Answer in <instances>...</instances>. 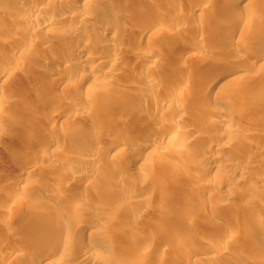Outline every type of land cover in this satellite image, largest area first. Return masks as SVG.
Listing matches in <instances>:
<instances>
[{
  "label": "rangeland",
  "instance_id": "rangeland-1",
  "mask_svg": "<svg viewBox=\"0 0 264 264\" xmlns=\"http://www.w3.org/2000/svg\"><path fill=\"white\" fill-rule=\"evenodd\" d=\"M59 1L65 2L48 0L55 5L59 4ZM66 1V4L69 3V7L74 6L78 13L87 14L95 9L101 16L105 13L102 17L117 21L120 26L127 28H139L141 24H149L153 19L158 22L150 26L149 32L147 31L143 38L137 32L124 35L117 33L113 37L102 38L101 43L112 44L121 52L115 55L116 63L112 69L109 68L110 71L108 67L92 71L81 64L89 53L99 54L95 49L87 47L83 54L76 53L70 62L61 58L65 46L74 47L73 40L70 41L68 37L71 32L84 37L88 31H102L105 27L102 18L91 19L81 25L73 20L56 21L52 11H42V18L34 23H40L45 18L51 19L53 28L46 29L40 25V30L29 37L32 43L25 53L22 52L24 56L19 57L12 53L16 41L25 37L28 28H33L35 24L28 20L16 19L12 14L20 11V8H25V4L17 5L12 0L0 2V62L8 60L17 64V67L11 70L12 73H7L6 69L0 67V72L7 73L6 78L0 82V237L2 236L3 241L0 242V264H45L38 262V258L42 255L48 257L49 254L56 256L64 237L75 243L74 248L79 242H94V239L98 238L97 235L93 236L74 225L66 226L65 218L53 215V211L58 210L60 205H68L79 196L110 209L109 212H105L107 208L99 210V214L96 212L97 221H100L99 225L104 226L103 230L106 232L111 229L109 223L114 221V216L118 226L121 223L119 231L125 234H128L130 224L132 226V223L137 222L133 229L139 231L138 237L134 239L135 245L132 244L130 249L134 247L133 250L137 251L144 242L143 237L155 234L172 237L177 250L182 253L199 245H217L223 250L226 259L218 261L219 264H239L242 261L244 264H250L259 259L264 261V253H260L264 247V0H229L233 1L232 5H224L222 0H202V4H195L193 0H90L87 4L82 1ZM201 5L205 6L201 8ZM141 9L144 12H141ZM236 12L244 21L245 28L229 36L228 23L233 21ZM179 23L182 26L176 30ZM3 38L9 40L3 43ZM183 44H190L194 48L191 52H185ZM150 51L154 52L153 58L158 59L159 65L152 67L140 57ZM52 57L53 68L47 67L46 71L40 67L44 59ZM99 57H105L103 52ZM206 62L227 63L233 70H211L210 73L216 74L214 76H217V81L209 92L199 94L194 91L192 100L183 104L177 103L172 88L179 74L191 75L192 82L195 79L192 89L198 88L202 78L199 77L198 70L204 65L202 63ZM74 67L80 75L78 72L76 77L69 78L71 83H65V88L64 84L57 86L60 78L68 77L66 71L69 68L73 71ZM196 71L198 72L195 73ZM94 74L100 77L97 78L96 82L100 80L97 83L87 80L88 76ZM148 83L154 85L149 91ZM91 92L98 93L97 98L99 97L90 103L92 113L71 107L75 102L87 100ZM109 93L124 96L121 95L122 98L118 102L102 108L100 102L104 100L105 94ZM225 97L226 101L222 100L224 105L220 98ZM33 106H37L40 111L38 110L37 116L34 120L31 119V123L25 128L16 120L27 116ZM231 106L238 112L232 122L236 133L233 138L222 137L213 142L220 127L213 130L202 129L205 126V116L213 111L223 113ZM178 110L182 111V117L174 121L171 115ZM46 116H52L55 123L44 125ZM75 126L79 129L76 132ZM78 131L82 132L81 135ZM151 131L157 135L171 133L173 136L170 141L158 143L155 147V152L160 156L157 163L149 165L143 161L142 165H134L131 161L135 151L146 142L138 136ZM190 131L194 135L190 136ZM99 136L103 137V141L99 142V155L95 164H99L100 168L94 169L93 163L86 164L85 178H94L91 188L82 190V184L76 192L70 186L57 189L53 183H43L44 172L40 171L41 166L44 170L51 168L49 170L55 171L63 160L68 161V167L72 166L74 161L78 162L76 164H85V158L89 157L87 150ZM134 136L141 141H137ZM128 139L135 143L132 145L133 148L135 146L134 149L122 147L123 149L114 152L115 155L110 156L111 158L105 156L106 151L111 150L112 144L124 146L129 143ZM50 143L59 144L60 149L54 152L51 160L44 161L39 153L46 150ZM209 143L221 145L225 150L211 162L220 166L227 162L236 163L235 171L230 169V172L225 170L217 174L207 172L205 167L195 166L193 158ZM245 152L251 156L244 161L237 160L238 155ZM19 163L39 167L40 176L36 174L37 179L36 175L35 178L25 174L18 175L20 178L25 176L28 186H32L22 187L25 189L20 190V195L18 193L14 198L6 200V194L13 184L9 177L16 175L18 178L13 170ZM160 169L164 171L160 182H148L154 171ZM10 173L12 175H9ZM198 175L216 181L213 189L210 188L211 191L204 190L203 180L198 179ZM147 177L150 179L147 180ZM243 181L252 185L244 188ZM45 185L58 190L61 199L60 204L48 199V204L53 207L52 212L48 213L49 217L46 216L47 220L52 221L48 227H44L46 224L35 225L29 215L31 208L43 195L42 188L47 189ZM103 188H109L111 192H106ZM227 191L235 196H227L230 193ZM144 196L151 199L149 204L146 203L147 206L142 205ZM131 199L136 201L129 204ZM118 208L126 212V215H122L125 218L121 216L116 219L115 210ZM90 211L95 213V210ZM131 217L137 221L130 220ZM121 219L125 220L122 222ZM229 225L233 226V234L220 235L221 230L224 227L227 229ZM243 227L247 229L244 231ZM29 232L34 234L33 240L25 238V234ZM101 240L103 241V238ZM101 240L98 238V241ZM257 242L262 246L255 247ZM73 247L69 248L66 254L75 250ZM218 247L215 249L219 251ZM160 248H163V245H160ZM71 255L56 264H74ZM199 255L203 254H198L197 257ZM130 259H124L119 264H138L137 257H132L134 262H130ZM101 263L104 264L105 261ZM193 263L196 264H191Z\"/></svg>",
  "mask_w": 264,
  "mask_h": 264
},
{
  "label": "bare ground",
  "instance_id": "bare-ground-1",
  "mask_svg": "<svg viewBox=\"0 0 264 264\" xmlns=\"http://www.w3.org/2000/svg\"><path fill=\"white\" fill-rule=\"evenodd\" d=\"M2 1L3 0H0V2H2ZM12 1H14V3H16L17 5H20V4H25L26 5L25 8L24 7L22 8V10L20 8V11L16 12V14H15V12L12 13L13 15H15V18L16 19L17 18L24 19L26 21L28 20V22H32L33 25L35 24V26L33 28L32 27H30L31 29L28 28V30H27L28 32H27V35H25V37H20V39H18V41H16V45L13 48L12 53H13V55L15 54V55H18V56L19 55L24 56L22 52L26 51L28 49V47L30 46V44L32 43L31 42L32 40H30L29 37L32 36L33 34H35L38 30H40V25L44 26L45 28L47 27L48 29L53 28V26H52L53 22H51V19L47 20L45 18L42 21H40V23H34V22H37V20L39 22V19L42 18L40 16V13H42V11H45V10L52 11L54 13V19L56 21L58 20V21H63L64 22V20H65V21L70 22L71 20H73V21H76V22H80L79 24H81V25H82L83 22L85 23L88 20L97 19V18L101 19L102 18L103 24L105 26L104 28H102V31H96V32L92 31L93 33H89V31H88L87 32L88 34H86L84 37L76 36V35H74L75 32H73V33L71 32L70 35H68V37H69L70 41L73 40L74 47L65 46V49L63 51V56L61 58V60H65L66 62H68V61L70 62V59H72L75 56L76 53H79V55L83 54V52H84L83 50H85L87 47H88V49L97 50V52L99 54H102V52H103V56H105V57L104 58L102 57V59H101V57H99V54L98 55L97 54H95V55L92 54L91 55V53H89V55L86 54L87 56L83 58V62L81 64V66L89 68L92 71L93 70H99V69L103 70L106 67H108V70L110 71L109 68L112 69L113 65L115 66L114 63H116L115 55H117L118 52H121V51H119L118 47H115L112 44L109 45V43H105V42L101 43V39L102 38H104V37H113V36H115L114 34H117V33H119L120 35H124V34H127V33L129 34V33H132V32L139 33V35L143 38V36L146 35V32L150 29V26H152L153 23L155 24L156 22H158V21H155L153 19V20L150 21L149 24H145V25L141 24V26L139 28L135 29L134 28L135 26L134 27L131 26V28H129V27L127 28V27H124L122 25L120 26V24H118L117 21L114 22V20H111V19L106 18V17H102L105 13L101 16L99 14V12H97L98 10L94 11L95 9L92 10V12H89V13L87 12V14L86 13L85 14L78 13V11L74 9L75 7L72 6L73 4L71 5L72 7H69L70 6L69 3L66 4V2H67L66 0H65V2L63 1L64 3H60L62 1H59V4H56V5H55V3L51 4L50 3L51 1L48 2V0H47V2H45V1L43 2V0H12ZM74 1H77V2L78 1H82L83 3L84 2L85 3L86 2H88V3L90 2V0H74ZM97 1L99 2V0H97ZM193 1H195L194 2L195 4L196 3L202 4L201 3L202 0H193ZM222 2H223L224 5H226V4H229V5L231 4L232 5L233 4V1H229V0H222ZM196 6H199V5H196ZM203 7L201 5V8H203ZM1 10H0V12H1ZM141 12H144V10L141 9ZM141 12H140V14H141ZM237 14H238V12L234 13L233 21H230V23H228V27H227L228 30L227 31H228V35L229 36H233V35H235L236 32H238V31L240 32L243 28H245L244 21L239 16H237ZM59 23H60V25H64V23H61V22H59ZM181 26L182 25L180 23L177 24L176 25V28H177L176 30H178V28H180ZM262 29L264 30V25H263ZM201 31H202V29H201ZM8 40H9L8 38H3V43H6V41H8ZM183 48H184L183 51L191 52V50L194 47L192 45H190V44H185ZM153 53H152V51H150V52H147V53H145L143 55H140L142 60L145 61V63H147V64L149 63V65L152 66V67L155 66V65H159L158 64L159 63L158 59L157 58L156 59L153 58L154 57ZM202 64H204V65L202 66L201 69L198 70L199 72L198 71L195 72V73L198 72V74L200 75V76L199 75L198 76L202 77L201 80H200V86L198 88L195 87L194 89H192V85H193L192 83L194 82V84H195V79H193L194 81L192 82L191 79L193 77L191 75H185L183 73L179 74V76L177 78V81L175 82V84H174V86L172 88V91L174 92V94L177 97V100H176L177 103L183 104V103L187 102L188 100H192L194 98L193 97V92L194 91L198 92L199 94H206L207 92H209L212 89L214 83H216V81H217V78H216L217 76H214V74H215L214 72H213V74L210 73L211 70L215 71V72L216 71L229 72V71L233 70L230 65H228L227 63H223V62H221V63L220 62H213L211 64H208L206 62V64L205 63H202ZM230 64H232V63H230ZM16 65L17 64H15V63L13 64L12 62H10L8 60L0 62V67L4 68L3 70L6 69L7 73H8V71L14 70V67ZM53 66H54V59L52 57V58L44 59V62L42 64V66H40V67L41 68L43 67V69L45 68V70H46L47 67L53 68ZM66 67H68V64H66ZM236 68H237V66H235L234 70H236ZM69 70H71V69L69 68ZM108 70H107V73H108ZM41 71H43V70H41ZM62 71H65V70H62ZM68 71H66L67 72L66 76H68V77L60 78L59 82L57 83V86L59 84H61V86H62V84H64L63 85V87H64L65 83H71V80L69 78H71V77L74 78V76L76 77L78 75V72H79L77 70V68H75V67L73 68V71L71 70L72 72L71 71L68 72ZM105 71H103V72L106 73ZM3 72H0V82H2L6 78V74L7 73L6 72L3 73ZM11 73H12V71H11ZM63 73H65V72H63ZM79 75H80V72H79ZM96 76H98V75H96ZM96 76H95V74L91 75V76H88L87 80L88 81L93 80V83H94V82H96L97 78H100V77H96ZM189 76H191V77H189ZM239 76H243V75H239ZM99 81L100 80H98L97 82H99ZM90 82H92V81H90ZM98 84H100V83H98ZM147 86H148L147 87L148 88L147 91H149V89L151 90V89L154 88L153 87L154 85L152 83L151 84L148 83ZM256 87H257V85H256ZM145 88L146 87H144L143 89L146 90ZM97 94L91 92L89 94V98L87 100L79 101L80 103H76V102L73 103L72 102L73 104H72L71 107H77V108H80L81 111L82 110L84 112L89 111L90 113H92L91 109H93V108L90 106V103H93V101H96V99L99 98V97L97 98ZM114 94H116V93H114ZM122 94H120V95L118 94L119 96L111 95L110 93L108 95L105 94L106 96H105L104 100H102V102H100V106H102V108H103V107H106L109 104H112L113 102H118L119 100H121L120 98H122V96H124ZM0 97H1V94H0ZM220 99H221V103L224 104L225 102L224 101L222 102V100L226 101L227 98L225 97V98H220ZM249 101H251V100H249ZM21 103L23 104V102H21ZM165 103L167 104V102H165ZM90 107H91V109H90ZM232 107L233 106H231L230 108H227V111H224L223 113L214 112L213 111V112H208V114L205 116V126L202 129H207V130L212 129L213 130L215 128H219L220 127L218 129V131H217V136H214L215 138H213V142H217L218 139H220L222 137H227V138L232 137L236 133L235 132V128L232 126V122H233V117L235 115H237L236 113H238V112L235 111V108L233 109ZM38 110L39 109L37 108V106H33V107H31L29 109L27 116H24V117L21 116L16 121L18 123H20L21 126L26 128V126L31 123L30 122L31 119L34 120V118L37 116L38 112L40 111V110L39 111ZM86 113H88V112H86ZM87 116H88V114H87ZM181 117H182V111H179V110L175 111L171 115V118L174 121L179 120ZM87 118H89V117H87ZM140 119H142V118L140 117ZM145 120H146V118H145ZM43 123H44V125H47V124L53 125L55 123V119L52 116L51 117L50 116H48V117L46 116L45 119L43 120ZM77 128L78 127L75 126V128H74L75 132L77 130H79ZM1 131L2 130L0 129V132ZM81 131H78L79 134H80ZM194 131H196V130H194ZM190 133H191V131L189 132V134ZM189 134H187V135H189ZM192 135H194V133H191L190 136H192ZM137 136L136 137L134 136L135 138L138 139L137 141L140 140L138 137H142V139L145 140L146 142H144V143L143 142H138V143H143V144H141V147H138L139 149L137 151H135V153L133 152L134 155H133L131 163H134V165H136V163L138 165H142L141 163H143V161H145V163L151 165V164L157 163L159 161V157H160L157 154L158 152L157 153L155 152V147L158 145V143L170 141L172 139L173 135L171 133H167V134H164V135H157L156 133H153V131H151L149 133L148 132L142 133V135H140L138 137ZM134 137H133V139H134L133 141H135ZM96 139L97 140L94 141L91 144L90 148L87 150V154H88L89 157L85 158V164H76L77 161L76 162L75 161L74 162L71 161V162H73V164H72V166L68 167L67 164H66L68 161L67 160H63L62 163L59 164L58 168L55 171L54 170H49L51 168L44 170V167L41 166L42 170H40V171L44 172V175H43V172H42V175L44 176V178H43L44 182L43 183L44 184H45V182H46V184L53 183V185L57 186V189H63V186L64 187L70 186V187H72L74 189V191L79 190L80 189L79 187H81L82 184H83L82 190H87V188H91L94 185V178L87 180L85 178V171L87 170L86 169V167H87L86 164L87 163H93V168L94 169L100 168V166H98L99 164H95L96 163L95 159L99 155L98 153H99L100 147L98 145H100L99 144L100 141L101 142L103 141V137L99 136ZM128 141H129V143H126L124 146L122 144L120 147H118L117 144H112L111 147H110L111 150H107L106 153H105L106 154L105 156H109V157L113 156L114 152L117 153L118 150L123 149L122 147H125V148L127 147L129 149L130 147H132L133 144L135 145V143L134 142L132 143L131 140L128 139ZM220 146L218 144L209 143V145H206L202 149V152H200L198 155L195 154L196 156L193 158L192 162L194 164H196L195 165L196 167H198V166L205 167V169H207V172H211V171H212V173L213 172L214 173L225 172V170L229 171L230 169H232V170L234 169V171H235V169L237 168V164L236 163L227 162V163H224L223 166H220V165H216L213 162H211V160L214 161V159L217 157V155L219 153H221V151L225 152V150H223V146H221V147ZM76 147H78V146H76ZM136 147H137V145H136ZM134 148H135V146H134ZM59 149H60V145L59 144L50 143V144H48V147H47L46 150H43V151H41L39 153V156L44 161H48L49 159L51 160L52 159L51 157L53 156L54 152H57ZM235 156L237 157V155H235ZM250 156L246 152L245 153H240V155H238L237 160H240V161L243 160L244 161L247 157H250ZM78 158H80V157H78ZM46 163H47V166H48V162H46ZM63 163H65L66 166H64ZM242 169H243V167H242ZM40 171H39V167H37L35 165H30V164H27V163H19L13 170V172H15V174H17V176L25 174V175L29 176L30 178L31 177H33V178L36 177L37 178V175H39L38 172H40ZM156 171L157 170L154 171L155 173H153V175L151 176V179L149 178L150 180L148 179V177L146 178L147 180H149L148 182H150V183L151 182L152 183L160 182L161 178L164 175V171L161 170V169H160V171H157V172ZM212 173H211V175H212ZM217 174H219V173H217ZM9 175H12V174L10 173ZM15 176L16 175L9 177V179H11V181L13 180L12 181L13 184L11 185V187L9 189V192L6 194V200H9V199L14 198L15 196H17L21 189H22V191H23V189H25V188H22V187H24V186L27 187L28 184H29L28 181L26 179H24L25 176L22 177V178H20L19 176L17 178ZM12 177H14V178H12ZM196 177L198 179H200V180H203V184L202 185H203L204 190L207 189V190L211 191L210 188H212L215 185V183H216V181H214V180L211 181L209 178H201L202 176L200 177L199 175L196 176ZM41 178H42V176H41ZM143 181H145V180H143ZM31 184H32V181H31ZM221 184H223V183H221ZM251 185H252L251 183L243 181V185L242 186L244 188H247V187H250ZM30 186H32V185H29L28 187H30ZM49 186L50 185H48V187H47L45 185V188L47 187V189H43L42 188V190H44L42 192L43 195L40 196L39 201L34 205L33 208H31V210L29 212L30 219L33 220L35 225H37V224H39V225L46 224V225H44V227H48L49 224L52 223V221L50 219H48L49 221L46 219L47 217H49L48 213L53 208L52 205L48 204L49 203L48 199L53 200L56 204L57 203L60 204V200L61 199H60V196H59V191L56 190L53 187L49 188ZM30 189H32V188H30ZM103 190L106 191V192L107 191L111 192V190L109 188H107V189L103 188ZM172 190L174 191V187H172ZM228 192H230V191H227V193ZM20 193H19V195H20ZM231 193L232 192L227 194V196L228 195L235 196V194H231ZM211 195H212V192H211ZM127 197L132 198L129 195ZM144 197L145 198H142L143 199V203H144L142 205L147 206L146 203L149 204L151 199H150V197L149 198H146V196H144ZM133 201H136V200L134 199ZM133 201L131 199L129 201V204H132ZM130 202H132V203H130ZM127 203H128V201H127ZM138 203H139V201H138ZM136 206H138V205H136ZM140 206L141 205H139V207ZM142 207H144V206H142ZM105 208H107L105 210V212H109L110 209L107 206L102 207L101 205H97L96 203H94V201L92 203L91 200L86 199L83 196H79V197L75 198V200L70 202L68 205H60L58 210L57 209L56 210L53 209L54 210L53 211V215L54 216H56L58 218H63V219L65 218L64 221H65V225L66 226L74 225V226H76L78 228H81L82 231H87L88 233L93 234V236H94V234L97 235L100 240H101V238H103V241L102 240L98 241V238L96 237L97 240H95L96 239L95 238L94 242H92L93 240L92 241L91 240L90 241H86V242L85 241L84 242H79L78 244H76V247L74 248L73 245H75V243L72 242L73 243L72 244L71 241L68 239V237H64V239H62V241L60 243L61 244V249L58 251V253L56 255L58 257L53 256L52 253H51L52 255L49 254L48 257H42L43 256L42 255L40 258H38V262H44L45 264H56V262L59 263L61 260L65 261V259H68L67 257H68L69 254L70 255L72 254L70 257L73 258L74 264H99V263H101V261L102 262L105 261L104 264H119L120 261H123L124 259H127V258L129 259V257L131 258L130 262L133 261L132 257H137L138 264H184L185 262H188V263L195 262L196 264H219L218 261L225 259V257H224L225 254L222 253L223 250L221 251V249L217 245L215 247H218L219 251L216 250L213 245H211L210 247L200 246L199 245L198 247H195L194 249L190 248L191 250L190 249L186 250L187 251V252L185 251L186 253L184 251L182 253V251L177 250V248H176L177 246L174 244V240L172 239V237H167L166 238V237H161V236L155 235V234L153 236H148V237H145V238L143 237L142 238V239H144L143 240L144 242L140 245V247L138 246L139 248H137V249L139 251L138 250L136 251L135 249L133 250L134 247L132 249H130L132 244H133V246L135 245V243H133L134 239L136 240V237H138L139 231L134 230L135 228L133 229V227L136 226L135 224L137 222L135 224H133L132 223L133 221H132L131 222L132 226L130 224V226H129L130 228H129V230H127L128 234H127V232L125 234L124 232H122V231L120 232L119 231V228H120L119 226L121 225V223L118 226V222H116L115 216H114L113 217L114 221L109 223V228L111 227V229L107 230V232H106V230H103L104 226L101 227L102 225L101 226L99 225L101 223H99L100 221H97L98 217L96 215L97 214L96 212H98L99 210L103 211ZM90 210H95V213H94V211L92 212ZM115 212H116V219L117 218H121L123 213H125V215H126V212L122 211V209H120V208L116 209ZM84 213H87V214L85 215ZM98 214H99V212H98ZM138 217H139V214H138L137 218ZM87 218H90V219L86 220ZM123 218H125V217H123ZM127 219H128V217L126 216V220ZM133 219L134 218L131 217L130 220H133ZM123 220H125V219H123ZM123 220H122V222H123ZM134 220L137 221L136 219H134ZM107 221H112V220H106V222ZM114 222H116V223L114 224ZM119 222H120V219H119ZM116 225L118 227H116ZM232 225H229L230 226V227L228 226L229 228L226 227L227 229H225V227H224V229L221 230V232H220L221 234L220 235L224 234V236H225L227 233L230 234V233L234 232V229H233ZM8 228H11V227H8ZM245 228L243 227L242 230H244ZM105 229H107V228L105 227ZM126 229H128V228H126ZM235 229L239 230V228H235ZM240 230H241V228H240ZM244 231H241V233L242 232L244 233ZM258 233H260V232H258ZM239 234H240V232H239ZM1 237H0V242L2 241ZM25 238L27 240H33L34 234L30 233V232L26 233L25 234ZM243 238H244V236H243ZM2 243H3V241H2ZM160 245H163V248H160ZM256 245L257 246H255V247H258L261 244H259L257 242ZM263 246H264V244H263ZM71 247H73L75 250L71 251V253H69V254H66L67 250L69 248H71ZM261 248L262 247H260V249ZM154 250H155V252H153ZM257 250H259V249L257 248ZM263 250H264V247H263ZM263 250L262 251L259 250L260 253H262V252L264 253ZM215 251H216V254H214ZM254 251H255V249H254ZM68 252H69V250H68ZM256 253H257V251H256ZM198 254H203V255H201V256L199 255V257H197ZM210 254H212V255L210 256ZM237 260H239V259H237ZM259 260H261V259H259ZM259 260H257V261H259ZM225 261H226V259H225ZM257 261L256 262H251L250 264H264V261H262V260L259 261V262H257ZM101 264H103V263H101ZM136 264H137V262H136ZM239 264H244V262L242 261V263L240 262Z\"/></svg>",
  "mask_w": 264,
  "mask_h": 264
}]
</instances>
